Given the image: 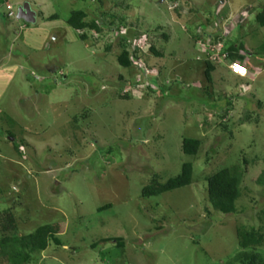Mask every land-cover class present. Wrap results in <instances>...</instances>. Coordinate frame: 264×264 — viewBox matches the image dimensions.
Returning a JSON list of instances; mask_svg holds the SVG:
<instances>
[{
  "label": "rangeland",
  "instance_id": "374dc122",
  "mask_svg": "<svg viewBox=\"0 0 264 264\" xmlns=\"http://www.w3.org/2000/svg\"><path fill=\"white\" fill-rule=\"evenodd\" d=\"M26 3L36 24L18 20ZM263 9L264 0H0V215L15 216L18 237L58 225L62 243L30 264H230L238 229L264 227ZM74 11L101 32L72 29ZM230 45L252 54L248 78L226 68L233 60L219 52ZM184 139L201 141L197 156L183 154ZM185 163L190 187L142 197ZM236 166L242 197L227 216L209 203L207 180ZM0 264L13 261L0 254Z\"/></svg>",
  "mask_w": 264,
  "mask_h": 264
},
{
  "label": "trees",
  "instance_id": "16d2710c",
  "mask_svg": "<svg viewBox=\"0 0 264 264\" xmlns=\"http://www.w3.org/2000/svg\"><path fill=\"white\" fill-rule=\"evenodd\" d=\"M57 17L55 16L54 18L58 19ZM86 19L87 15L85 12L74 11L71 13L67 24L76 32H82L88 29L97 33L101 32L100 27L95 21L87 23L85 21ZM256 22L260 27L264 28V9L256 16ZM117 37L122 42H120L122 52L118 57V63L121 67L129 69L133 65V60L130 51L125 45L127 38L120 35L119 32ZM164 38L168 40V37L165 36ZM81 39L83 41L87 40L84 35L81 36ZM231 45L229 47L227 46L228 49L222 51L223 54L227 55L228 60L241 61L236 56L238 51L243 49L242 46L237 47L234 50L236 52L232 53ZM150 50L157 57L162 58V54L156 51L154 45H151ZM137 53L138 51L135 54L137 55ZM215 71L216 66L212 62L207 61L205 77L208 84L213 82V73ZM154 83H156L155 80H153V86H155ZM164 92L165 90L162 91V93ZM201 145L202 143L199 140L184 139L182 142V152L184 155L195 157L198 155ZM193 178V164L185 163L182 166L181 174L168 180L167 183L160 184L157 180H153L150 185L142 190V197L144 199H151L162 194L190 187L193 184ZM243 179L244 171L241 167L236 166L223 169L207 180L208 201L216 212H221L227 216L236 214L237 202L242 197L241 186ZM256 184L264 187V172L258 177ZM110 208L108 206L103 210ZM59 227L58 225H46L36 229L32 234L18 237V223L15 216L10 212H4L0 215V254L2 257L3 255L7 256L8 260L12 259L13 264H30L33 261V256L47 251L51 242H54L58 247L62 245L61 241L56 238L60 233ZM237 236L240 252L232 259L230 264H264V227L259 229L252 228L250 230L240 228L237 231ZM96 248L97 246L93 247L94 250Z\"/></svg>",
  "mask_w": 264,
  "mask_h": 264
},
{
  "label": "built area",
  "instance_id": "2783aa9c",
  "mask_svg": "<svg viewBox=\"0 0 264 264\" xmlns=\"http://www.w3.org/2000/svg\"><path fill=\"white\" fill-rule=\"evenodd\" d=\"M7 10L8 11L11 10V6L10 5H7ZM222 51L223 50H221L219 52L220 57L223 56V58H224L223 60H228L227 55L223 54ZM229 69L234 75H236L238 77H241V78H246L249 75L248 67L245 64H243V63H241L239 61L231 62L229 64Z\"/></svg>",
  "mask_w": 264,
  "mask_h": 264
},
{
  "label": "water",
  "instance_id": "95a60500",
  "mask_svg": "<svg viewBox=\"0 0 264 264\" xmlns=\"http://www.w3.org/2000/svg\"><path fill=\"white\" fill-rule=\"evenodd\" d=\"M18 19L30 25L37 23L36 13L31 10L29 5H25L23 8L19 9Z\"/></svg>",
  "mask_w": 264,
  "mask_h": 264
},
{
  "label": "clouds",
  "instance_id": "9594fccd",
  "mask_svg": "<svg viewBox=\"0 0 264 264\" xmlns=\"http://www.w3.org/2000/svg\"><path fill=\"white\" fill-rule=\"evenodd\" d=\"M7 5H10L11 6V10L10 11H8L7 10ZM7 5H6V11L8 12V13H12L13 12V6L11 5V3L10 2H8L7 3ZM25 5H29L30 6V8H31V10L33 11V9H32V7H31V5L30 4H28V3H26V4H24L23 6H21L20 8H23ZM19 8V9H20ZM19 9H18V16H19ZM34 12V11H33ZM35 13V12H34ZM36 19H37V14H36ZM19 20V19H18ZM248 20V19H247ZM246 20V17H244V19H243V21H247ZM22 21V20H21ZM24 22V21H23ZM25 23V22H24ZM27 24V23H26ZM27 25H30V24H27ZM221 33H217L216 35H212V34H210V35H208V41H213L214 42V40L216 39V38H218V36H220L221 34H222V31H220ZM239 47V46H238ZM222 48H224V47H222ZM239 54H240V51H239ZM229 61V60H228ZM231 62H235V61H230V62H228V65L226 64V66L229 68V64L231 63ZM239 62H241V61H239ZM241 63H243V64H245L244 62H241ZM246 65V64H245ZM247 66V65H246ZM249 69V68H248ZM229 71H230V69H229ZM231 72V71H230ZM147 75V74H146ZM249 76V75H248ZM248 76L246 77V78H248ZM238 77V76H237ZM239 78H241V77H239ZM246 78H241V79H246ZM250 88V87H249Z\"/></svg>",
  "mask_w": 264,
  "mask_h": 264
},
{
  "label": "crops",
  "instance_id": "0c3cea01",
  "mask_svg": "<svg viewBox=\"0 0 264 264\" xmlns=\"http://www.w3.org/2000/svg\"><path fill=\"white\" fill-rule=\"evenodd\" d=\"M246 55L249 56V58H251V56H252V54H250V55H249V54H244V55H242L241 52H240V55H238V57H239V59H240L241 61L245 62V60L247 61V60L249 59V58H247V59L245 58ZM226 68H227L228 71H229V68H228L227 66H226ZM229 72H230V71H229ZM214 73H215V72H214ZM214 73H213V74H214ZM230 74L234 75L232 72H230ZM234 76H235L236 78H239V77H237L236 75H234ZM239 79H241V78H239Z\"/></svg>",
  "mask_w": 264,
  "mask_h": 264
}]
</instances>
